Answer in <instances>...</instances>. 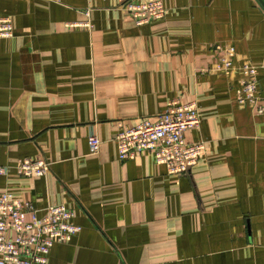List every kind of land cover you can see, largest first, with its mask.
<instances>
[{"label": "crops", "instance_id": "0c3cea01", "mask_svg": "<svg viewBox=\"0 0 264 264\" xmlns=\"http://www.w3.org/2000/svg\"><path fill=\"white\" fill-rule=\"evenodd\" d=\"M159 1L164 16L137 26L116 0H0L13 26L0 39V194L39 214L64 205L80 227L47 264H264V110L236 103L242 60L264 97V8ZM214 45L235 49L233 74L201 72ZM172 102L197 105L185 133L204 143L196 164L171 175L151 152L119 160L118 124ZM24 159L49 168L19 176Z\"/></svg>", "mask_w": 264, "mask_h": 264}, {"label": "built area", "instance_id": "2783aa9c", "mask_svg": "<svg viewBox=\"0 0 264 264\" xmlns=\"http://www.w3.org/2000/svg\"><path fill=\"white\" fill-rule=\"evenodd\" d=\"M134 3L143 7L138 8ZM121 7L134 19L137 26L147 23L149 19H160L165 14L164 6L159 0L128 1ZM78 25L80 24L67 26ZM12 33L11 19L0 16V39L10 38ZM234 51L232 46L220 50V57L211 65L213 69L210 71L233 74L236 71L232 65ZM238 71L240 86L236 94L237 105L240 108L254 107L258 113H262L264 107L258 103L264 97L257 87L256 67L243 61L238 66ZM199 124L195 102H172L153 120L143 119L132 127L118 124L119 132L115 137L118 158L121 161L132 160L136 155L147 151L153 154L157 164L165 166L168 174H183L205 152L204 143H188L185 140V133L198 128ZM99 145L100 141L96 136L88 138L90 154H96ZM48 168L49 163L44 159H24L13 170L19 176L30 177L42 176ZM8 171V168L0 167V175H5ZM38 212V209L22 203L10 193L0 194V264H47L52 246L70 241L80 231V227L72 222L73 211L64 205H47L41 214Z\"/></svg>", "mask_w": 264, "mask_h": 264}, {"label": "rangeland", "instance_id": "374dc122", "mask_svg": "<svg viewBox=\"0 0 264 264\" xmlns=\"http://www.w3.org/2000/svg\"><path fill=\"white\" fill-rule=\"evenodd\" d=\"M116 1H118L119 3H120V5H118V6H120V9L122 10V7L121 6H123L126 2H128V1H133V2H140V0H124V2H120L119 0H116ZM147 1V0H146ZM149 1H157V0H149ZM143 3V2H142ZM135 5H137L138 6V8H142L143 7V5H140V4H136V3H134ZM129 15V14H128ZM133 19V18H132ZM134 20V19H133ZM149 21H151L150 19L148 20V22ZM135 23V22H134ZM86 24L87 23H81L80 25L81 26H85L86 27ZM228 46H231V45H214V47H215V49L217 50V52H218V58L220 57V55H219V53H220V50H223V49H225L226 47H228ZM233 47V46H232ZM235 50V49H234ZM234 57H235V51H234V56H233V58H232V65L235 67V65L233 64V59H234ZM218 58H217V60H218ZM243 61H247V60H242L241 61V63H240V65L242 64V62ZM215 62V61H214ZM214 62H212L211 64H208V66L207 67H205V68H203V69H201V72L202 73H207V74H222V75H226V74H224V73H220V72H213V71H210V69H213V67L211 66ZM250 63V62H249ZM251 64V63H250ZM239 65V66H240ZM252 65V64H251ZM254 66V65H253ZM212 67V68H211ZM256 67V66H255ZM231 74V73H230ZM230 74H228L227 76H229ZM188 132V131H187Z\"/></svg>", "mask_w": 264, "mask_h": 264}, {"label": "water", "instance_id": "95a60500", "mask_svg": "<svg viewBox=\"0 0 264 264\" xmlns=\"http://www.w3.org/2000/svg\"><path fill=\"white\" fill-rule=\"evenodd\" d=\"M258 1L262 5V7L264 8V2L262 0H258Z\"/></svg>", "mask_w": 264, "mask_h": 264}]
</instances>
